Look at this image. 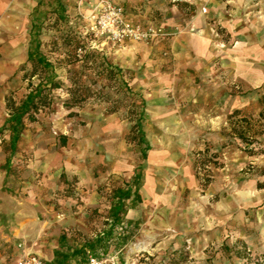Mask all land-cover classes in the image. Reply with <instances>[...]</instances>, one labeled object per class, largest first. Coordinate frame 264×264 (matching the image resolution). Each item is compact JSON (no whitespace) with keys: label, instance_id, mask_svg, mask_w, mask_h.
<instances>
[{"label":"rangeland","instance_id":"obj_1","mask_svg":"<svg viewBox=\"0 0 264 264\" xmlns=\"http://www.w3.org/2000/svg\"><path fill=\"white\" fill-rule=\"evenodd\" d=\"M38 1L40 51L61 88L50 92L34 122H26L9 176L0 141V264L25 255L23 240L13 236L19 207L27 217L40 210L58 219L80 215L99 233L107 228L112 191L136 171L142 173L141 203L125 219L140 225L124 247L115 239L121 229L104 240L97 254L107 264H174L181 252L184 264L264 261V137L252 145L262 153L249 156L233 132L241 115L229 119L241 111L255 127L261 124L264 87L240 81L218 57L192 61L174 50L176 42L205 36L191 22L203 0H110L128 23L161 31L150 41L120 45L96 36L95 0H0V127L8 118L6 99L20 102L29 92L27 11ZM125 10L144 24L129 22ZM212 39L215 48L233 44L220 27L212 28ZM93 51L118 69L117 82L83 65ZM72 78L97 80L93 89L103 92L66 108ZM40 81L39 75L31 80L33 86ZM199 153L209 162L197 172ZM92 192L97 203L87 206Z\"/></svg>","mask_w":264,"mask_h":264},{"label":"crops","instance_id":"obj_2","mask_svg":"<svg viewBox=\"0 0 264 264\" xmlns=\"http://www.w3.org/2000/svg\"><path fill=\"white\" fill-rule=\"evenodd\" d=\"M197 3L199 12L191 22L199 31H204L205 36L194 35L186 38L185 40L189 42L180 41L179 46L176 42L175 53L190 57L192 61L211 62L218 57L227 68L232 67L234 76L240 81H248L254 88L264 87V0H203ZM40 4L41 1H38L27 11L31 18L28 47L31 42V25H36ZM124 13L129 22L144 24L140 16L135 17L126 10ZM214 27L224 29L233 39L229 49L214 47L213 39L211 40V31ZM260 136L264 137V134L256 138ZM136 172L141 174L142 180V173ZM97 200V194L92 192L87 206L96 205ZM16 214L19 216L18 227L15 228L13 236L23 240L26 245L24 257L34 255L41 259L43 264L53 263L57 256L59 258L65 256L63 264H87L89 253L98 257L97 251H91L87 246L109 230L106 228L99 233L90 231L82 222L80 215L58 219L49 212L40 210L38 214L45 218L40 221L37 213L27 217L26 212L20 207ZM128 221L132 224L125 233L130 232L133 237L135 229L140 224L130 219Z\"/></svg>","mask_w":264,"mask_h":264},{"label":"trees","instance_id":"obj_3","mask_svg":"<svg viewBox=\"0 0 264 264\" xmlns=\"http://www.w3.org/2000/svg\"><path fill=\"white\" fill-rule=\"evenodd\" d=\"M40 28L41 25H31V42L27 50V63L31 65V72L25 75L29 80V92L20 102H16L13 98L6 99L8 118L0 127V141L3 144V152L7 156L4 165L6 176H9L13 172L12 159L18 150L21 136L26 128V122H34L36 115L49 105L50 92L61 88V85L54 81V67L52 63L40 51V41L38 40ZM78 44L79 43H77L73 50L76 57L77 50L81 48ZM81 61L83 65L90 64L96 71L97 77L105 79L108 82H117L118 69L111 66L97 52H86ZM37 75H39L41 81L37 86H33L31 80ZM42 75H44V77H41ZM93 84L96 85L97 80L91 81V83L88 84V82L81 83V79L72 78L71 87L67 89L69 98L65 101L64 106L69 109L80 107L82 103L87 102L91 98H97V95L100 96L103 90L97 91L93 89ZM259 104L264 106V96L259 99ZM239 115H241V119L238 121L239 129H233V132H235L241 142L246 145V148L244 149L245 152L249 154V156L262 153L261 150H256V146L260 144L257 141L256 136L264 134V121H261V124L255 127L251 124V118L241 111H235L229 119ZM137 130L142 136L143 133L141 132L140 124H137ZM5 135L8 136L7 140L4 139ZM142 143L145 145L142 153L144 159L146 152L148 151V144L144 139H142ZM254 144H256V146H252ZM199 155L203 158L195 163L197 172L204 169L209 162L206 159V153H199ZM204 182L208 184L210 181L209 179H205ZM140 183L141 174L136 172L132 180L126 184L124 188H117L112 191V195L110 196V209L107 221L105 222V225L109 230L103 233V235L93 243L94 245L92 243L89 244L87 246L89 250L97 251L98 248L102 246L104 240L113 238L116 230L119 229H121V232L115 237V239L119 241L118 246H124L130 241V232L127 234L124 232L132 223L125 218L130 209L135 208L141 203V197L138 192ZM259 188L261 189L262 185H259ZM64 258L65 256H60V258L57 256V259L51 264H63ZM178 258L179 260L174 264H184L185 259L183 258L182 252L179 253ZM255 264H264V261Z\"/></svg>","mask_w":264,"mask_h":264},{"label":"built area","instance_id":"obj_4","mask_svg":"<svg viewBox=\"0 0 264 264\" xmlns=\"http://www.w3.org/2000/svg\"><path fill=\"white\" fill-rule=\"evenodd\" d=\"M96 6L91 14L94 31L97 37L105 38L113 45L125 42H147L161 34L160 30L143 28L140 25L128 23L120 7L113 5L110 0H95ZM16 264H43L34 255L20 259ZM87 264H107L104 259L95 255H87Z\"/></svg>","mask_w":264,"mask_h":264},{"label":"bare ground","instance_id":"obj_5","mask_svg":"<svg viewBox=\"0 0 264 264\" xmlns=\"http://www.w3.org/2000/svg\"><path fill=\"white\" fill-rule=\"evenodd\" d=\"M143 247H144V246H143ZM143 247H142V246H136V249H137V250H142Z\"/></svg>","mask_w":264,"mask_h":264}]
</instances>
